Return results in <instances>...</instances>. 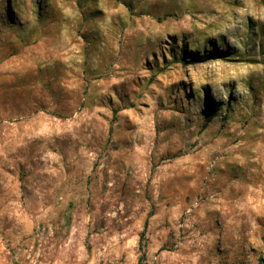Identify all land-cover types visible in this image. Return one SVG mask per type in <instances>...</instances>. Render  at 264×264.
Here are the masks:
<instances>
[{
	"label": "rangeland",
	"instance_id": "rangeland-1",
	"mask_svg": "<svg viewBox=\"0 0 264 264\" xmlns=\"http://www.w3.org/2000/svg\"><path fill=\"white\" fill-rule=\"evenodd\" d=\"M0 264H264V0H0Z\"/></svg>",
	"mask_w": 264,
	"mask_h": 264
},
{
	"label": "trees",
	"instance_id": "trees-1",
	"mask_svg": "<svg viewBox=\"0 0 264 264\" xmlns=\"http://www.w3.org/2000/svg\"><path fill=\"white\" fill-rule=\"evenodd\" d=\"M183 47V46H182ZM210 57L207 55V54H202V55H196V57L193 59V60H207L209 59Z\"/></svg>",
	"mask_w": 264,
	"mask_h": 264
}]
</instances>
